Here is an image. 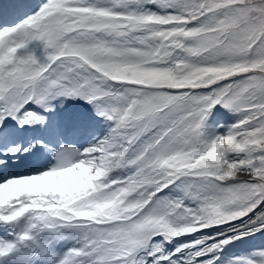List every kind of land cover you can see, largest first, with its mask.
<instances>
[{
  "label": "snow or ice",
  "instance_id": "obj_1",
  "mask_svg": "<svg viewBox=\"0 0 264 264\" xmlns=\"http://www.w3.org/2000/svg\"><path fill=\"white\" fill-rule=\"evenodd\" d=\"M16 11L0 20V264H264V246L227 254L264 234V0ZM68 98L103 138L21 140ZM217 105L236 119L213 123ZM36 152L53 162L15 171Z\"/></svg>",
  "mask_w": 264,
  "mask_h": 264
},
{
  "label": "rangeland",
  "instance_id": "obj_2",
  "mask_svg": "<svg viewBox=\"0 0 264 264\" xmlns=\"http://www.w3.org/2000/svg\"><path fill=\"white\" fill-rule=\"evenodd\" d=\"M24 8H28V7H24ZM11 18L12 19L6 21H14L15 19H17L18 18L17 12H15V14H13ZM30 47H35V45H30ZM53 104L55 105V107L51 112L47 114L46 126H41L47 136L48 143L49 141H51L50 145L53 144V142L56 139H58V143L54 144L55 147H58L59 144L63 143L78 148H82L87 146L89 142H93V138H103V136L106 134L109 124L105 122V119L103 117H99V120H92V116L94 113H92L91 111L95 112V110L92 107V105L89 104L87 101L80 98H75V99L68 98V99H64L62 104L60 103L59 100L53 101ZM228 112L229 111H227L223 107L217 105L214 109L213 117L211 118L212 122L219 123L222 125L223 123L228 122V120L225 119L226 117H228L227 116ZM232 115L234 117L233 119L235 120L236 116L234 114ZM234 120L226 124H230ZM85 121H89V124H92V126L90 128L84 127L85 125H83V123ZM38 127L40 126L30 127V131L32 135L34 134L35 130H37ZM102 127H104V130L103 132L99 133ZM218 129H221L222 131V128H217L215 130ZM207 131L211 133L213 129L209 128ZM77 135L80 136L81 138L80 140H78L79 136ZM36 136H40V135L36 134ZM48 154L52 155L50 152ZM50 155L46 156V159L42 160L41 163L38 164L39 166L34 164L31 165L33 162L36 161L33 160L30 163L21 166L20 168H24L27 165H31L30 167H33L32 169L45 167L51 162H53L52 156ZM41 159H39L38 161H40ZM118 171H120V173L115 172L113 173V175L122 174V170H118ZM27 172L29 171L23 170V172L21 173H27ZM247 241H252V242H247ZM252 246H264V234L258 233L255 237L246 239L243 242H233V245L227 248V254H240L241 252L249 249Z\"/></svg>",
  "mask_w": 264,
  "mask_h": 264
},
{
  "label": "bare ground",
  "instance_id": "obj_3",
  "mask_svg": "<svg viewBox=\"0 0 264 264\" xmlns=\"http://www.w3.org/2000/svg\"><path fill=\"white\" fill-rule=\"evenodd\" d=\"M29 2H30L29 4H32V3L35 2V0H30ZM11 7H14V6H11ZM5 10H7V5L2 4V8L0 7V14H2ZM15 12H16V10L14 11L13 9H10L9 12L7 13V15H9V14L13 15V13H15ZM9 19H10V18H9ZM92 120H99L98 115L93 114V116H92ZM100 120H101V119H100ZM12 124H13V123H12ZM13 125H14V124H13ZM83 125H85L84 127H88V128H90V127L92 126V124H89V121H85V122L83 123ZM11 126H12V125H11ZM103 130H104V127L101 128V130L99 131V133L103 132ZM37 133H40L41 135H43V136H44V139L47 141V136H46V134H45V132H44V130H43V128H42L41 126L38 127L37 130H35V132H34L33 135H35V134H37ZM29 136H32L30 129H29L28 132L22 133L21 136H20V138H21V140H26L27 137H29ZM50 143H51V141H49V144H50ZM45 155H46V154H45V152H44L43 154H41V155L38 156V152H36V153H34L33 155H31V156H24V158H23L22 160L18 161V166L16 167V171H17V170H18V172H23V170L30 171V170L33 168V167H30V166L33 165V164H34V165H38V164H40L41 161L45 159V158H43ZM36 158H39V159L43 158V159H41L40 161H38V160H39V159H38V160L35 161L36 163L33 162L31 165H27V166H25L24 168H20V169H19V167H21L22 165L27 164V163H29L31 160L36 159ZM38 166H39V165H38Z\"/></svg>",
  "mask_w": 264,
  "mask_h": 264
}]
</instances>
